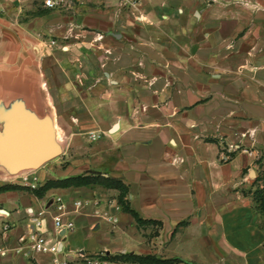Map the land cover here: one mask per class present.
<instances>
[{
	"label": "crops",
	"instance_id": "obj_1",
	"mask_svg": "<svg viewBox=\"0 0 264 264\" xmlns=\"http://www.w3.org/2000/svg\"><path fill=\"white\" fill-rule=\"evenodd\" d=\"M129 1L47 10L0 0V135L21 108L51 122L61 150L37 170L12 174L0 163V187L28 172L41 185L109 177L151 223L139 225L119 191L102 186L41 199L2 192L0 264H53L33 249L39 212L40 234L54 241L52 217L62 215L74 224L64 250L111 264H141L111 259L121 255L264 264V218L248 194L262 178L253 168H264V0ZM83 38L91 46L75 47Z\"/></svg>",
	"mask_w": 264,
	"mask_h": 264
},
{
	"label": "water",
	"instance_id": "obj_2",
	"mask_svg": "<svg viewBox=\"0 0 264 264\" xmlns=\"http://www.w3.org/2000/svg\"><path fill=\"white\" fill-rule=\"evenodd\" d=\"M60 153L49 120H37L21 108L7 117L5 131L0 135V163L10 173L37 170ZM14 164L17 166L13 167Z\"/></svg>",
	"mask_w": 264,
	"mask_h": 264
},
{
	"label": "built area",
	"instance_id": "obj_3",
	"mask_svg": "<svg viewBox=\"0 0 264 264\" xmlns=\"http://www.w3.org/2000/svg\"><path fill=\"white\" fill-rule=\"evenodd\" d=\"M45 8L52 10H59L64 7H70L74 0H40ZM140 0H131L125 4H130L132 6H136ZM99 136L91 134L90 139L96 140ZM235 150L234 147H232ZM18 180V184L23 187H27L30 189H36L41 186L40 180L36 173L28 172L23 173L16 177ZM77 208L80 207V203H75ZM65 209V205L63 202L58 201L56 210L62 212ZM45 212H39L36 216L33 217L32 225L34 230V245L33 249L38 253L43 254H51L56 256L57 258L54 260L53 264H75L76 262H80L81 264H111L109 261L105 260L101 256H90L83 252H77L75 254L70 253L69 251H65L63 245L61 243V238L64 234L71 232L74 230V224L69 221H63L62 215H55L52 217L53 227L56 233V239L51 241L47 239L45 236L40 234L38 231L42 227L43 224V216ZM4 230H7L5 227ZM61 257V258H60Z\"/></svg>",
	"mask_w": 264,
	"mask_h": 264
},
{
	"label": "trees",
	"instance_id": "obj_4",
	"mask_svg": "<svg viewBox=\"0 0 264 264\" xmlns=\"http://www.w3.org/2000/svg\"><path fill=\"white\" fill-rule=\"evenodd\" d=\"M264 177L259 181L260 183L264 180ZM259 180V179H258ZM257 180V181H258ZM255 183V188L253 190L248 191V194L251 195L254 205V210L256 213L261 215L264 218V186L257 185ZM102 186L109 190H117L120 193L119 201L121 206L131 214L139 225L150 224L149 221H144L138 217V215L132 211L127 205L126 201L124 200L128 194L127 187L117 179L103 177L100 175H84V176H76V177H68L63 179H56V180H48L43 185L39 186L36 189H30L27 187L19 186V185H5L0 187V193L7 192V191H25L30 193L31 195L35 196L38 199L43 198L47 192L53 189H70V188H80V187H89V186ZM158 224L159 223H153ZM107 260V257H103ZM111 259L114 260H126V261H133L138 262L141 264H180L181 261L179 259H172V260H163L156 258L154 256H135V255H121L117 257H113Z\"/></svg>",
	"mask_w": 264,
	"mask_h": 264
},
{
	"label": "rangeland",
	"instance_id": "obj_5",
	"mask_svg": "<svg viewBox=\"0 0 264 264\" xmlns=\"http://www.w3.org/2000/svg\"><path fill=\"white\" fill-rule=\"evenodd\" d=\"M45 9H47V10H52V9H48V8H45ZM23 20H25V21H27V20H29V19H19V21H23ZM98 38V37H97ZM70 41V39H63L62 40V42L64 43V42H69ZM77 43H75V44H77V45H74L75 47H77L78 48V46H80V47H86V46H91L90 45V42L89 43H87L88 42V39H85V38H83V39H80V40H75ZM55 43L54 42H52L51 43V45H54ZM261 159L262 158H260V161H261ZM51 166L53 165V162L50 164ZM64 165V164H63ZM50 166V167H51ZM262 166V165H261ZM261 166H260V164H256V166L253 168V170L254 171H257V172H261L262 173V177H264V168L262 169L261 168ZM247 174V173H246ZM262 178L260 177L259 178V181L261 180ZM264 179V178H263ZM257 185H262V186H264V180L261 182V183H258Z\"/></svg>",
	"mask_w": 264,
	"mask_h": 264
}]
</instances>
